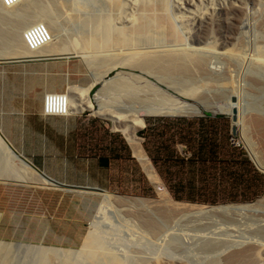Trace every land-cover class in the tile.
<instances>
[{
	"label": "rangeland",
	"instance_id": "rangeland-1",
	"mask_svg": "<svg viewBox=\"0 0 264 264\" xmlns=\"http://www.w3.org/2000/svg\"><path fill=\"white\" fill-rule=\"evenodd\" d=\"M23 1L13 7L30 2V0ZM31 1L34 2V0ZM105 1L92 0L88 11L79 10L76 13L84 17H92L105 12ZM166 1L167 16L175 33L163 42L165 44L159 47V51L173 52L172 50H185L188 47L186 50L197 49L206 59L210 56L207 59L208 69L214 70L212 73L214 78H206V80L203 73L196 72L191 80L193 84H186L197 86L195 95H186L182 92L184 83L182 84L181 80L147 72L140 67L122 65L120 62L107 71L94 75L89 63L72 51L53 54L37 52L33 54V57H58L69 60L73 68L89 70L90 75L81 76L80 79L83 82L94 80L87 87L90 90L94 84L100 82L91 95L89 94L93 111L109 122L114 129L119 128L113 119L100 113L102 105L111 109L115 107L125 109L132 105L146 106L149 101L156 99H165L167 103L163 104L169 106L176 100L175 103H193L201 107V114L190 116L209 113L229 118L236 107H242L246 123L244 128L237 125V133L231 134L239 141V144L234 146L245 150L253 162L264 170L258 163L264 166V88L261 90L258 88L259 85L264 84V58L261 57V55L264 56V0H203L201 5L207 6L208 3L215 7L217 15L214 14L212 20L205 18L199 23L202 24L201 26L193 25V27L190 24L192 22L189 14L191 7L180 4L179 0ZM128 7L131 12L133 6L128 5ZM62 16L59 15V21L64 24L62 32L57 33L59 31L56 32V28L52 27L50 28L52 36L65 37L64 34L70 36L80 28L77 22L69 21ZM126 16L127 14L117 16L119 19L115 17L114 22L125 23ZM41 18H38L40 22ZM187 25L192 27L191 31ZM54 40L59 41V39ZM154 47L151 48L154 49ZM151 48L146 50L159 52L158 47L154 50ZM117 52L106 50L105 53L109 55ZM117 54L120 56L119 53ZM24 57L27 56L0 57V62ZM260 62L263 66H260ZM120 79L130 83L133 91L129 94L112 92L109 89L110 84ZM113 99L117 102H110ZM0 147L9 157L5 165L6 169L0 171V241L6 242L11 247L4 264H41L42 249L48 247L69 250L75 264H101L102 261V264H107L105 261L111 259L110 257H118L122 264H237L239 260L237 258L242 256L245 261L240 259L243 261L241 264H252L253 259L252 257L248 259L249 255H252L255 249L264 248V207L259 211H248L249 213L243 212L215 219H200L173 211L171 213V210L164 206V196L161 191L158 193V190H153L150 195L134 196L64 185L49 176L43 177L39 174L42 172L21 155L33 168L19 161L1 136ZM250 147L256 152L258 161L253 157ZM46 168L53 178L72 179L77 176L79 180H85L86 174L71 173L70 166L64 167L60 160H50ZM106 195L114 198L116 196L142 197L150 202H156L158 206L142 210L117 203L108 205L105 204ZM262 198L264 195L248 204L257 203ZM174 200V203L181 202ZM184 203L180 204L221 205ZM91 234L97 236L96 249L99 252V258L107 256L102 258L103 260L98 259L97 262H92L79 254ZM109 255L111 256L108 257ZM47 264L62 263L59 260H51Z\"/></svg>",
	"mask_w": 264,
	"mask_h": 264
},
{
	"label": "crops",
	"instance_id": "crops-1",
	"mask_svg": "<svg viewBox=\"0 0 264 264\" xmlns=\"http://www.w3.org/2000/svg\"><path fill=\"white\" fill-rule=\"evenodd\" d=\"M90 73L58 57L0 62V134L45 176L134 196L165 188L178 203L248 204L264 195V171L230 143L232 117L146 114L134 142L93 108L44 113L46 93L87 88L94 80L80 77ZM52 159L69 165L71 173L86 174L85 180L51 177L46 164Z\"/></svg>",
	"mask_w": 264,
	"mask_h": 264
},
{
	"label": "bare ground",
	"instance_id": "bare-ground-1",
	"mask_svg": "<svg viewBox=\"0 0 264 264\" xmlns=\"http://www.w3.org/2000/svg\"><path fill=\"white\" fill-rule=\"evenodd\" d=\"M202 2L203 0H179L180 4H184L186 7L192 8L189 11V14L192 17V22L190 23L192 27L193 25H200L199 23L202 22V20H204L205 18L212 20L213 15L216 14L215 7L208 5V3L207 6H202ZM90 3H92V0H34V2L30 0V2L22 6L19 5L16 8H14V6L12 7L14 9H10V7L6 6L2 2V0H0V57L6 58L7 56H33V54H36L37 52L44 54H53L72 51L82 56L86 60V62L89 63L90 69L93 70L94 75L99 74L104 70L107 71L114 64L118 65V62H120L122 65L132 66L135 68L140 67L144 69V71L147 70V72H155L159 73L161 76L163 75L168 78L181 80L182 84L184 83V86L182 87V92L186 95H195L197 93L198 88L196 85H186L187 83L193 84L191 80L194 78L196 72H201V74L203 73V76L205 75V79L214 78L212 75V73H214V70L212 71V69H208L209 66L207 59L210 56L206 59L203 55L199 53V50L197 49V51L191 49L186 50L188 49V47H186L185 50H172L173 52H170L171 50H167L169 51L167 52L165 50L167 48H165L163 50L167 53H163L161 50L159 51V47L165 44L163 42L168 40V38L175 33V29L173 28L167 16L166 0H106L104 4L105 12L98 13L92 17H84L76 13L79 10L88 11L87 9H89ZM176 3L178 4V2ZM128 5L133 6V9L130 7L132 9L131 12L130 10H128ZM126 14L127 19L125 23H119V25L117 24L118 22H114L115 17H121ZM59 15H63L64 18L69 21L71 20L77 22L80 25V28L78 30L76 29L77 31L73 35H70L68 33L70 36H67V34H64L65 37H58V35H55L57 36L56 38L55 36H52V41L38 51L31 49L24 40L25 29L33 24L40 22L38 18L44 16V18H41V22L45 23L49 29L55 27L56 32L59 31L57 33H61L63 28L62 26L64 24L59 21ZM176 15L177 14H175V16ZM89 16H91V14ZM65 19L63 20L65 21ZM102 19L103 23L101 22ZM117 19L119 18L117 17ZM191 26L188 27L187 25V27L190 28V31L192 29ZM195 27L196 26H194V28ZM71 31L72 30H70V32ZM54 39H59V41H55ZM152 46H155L154 49L158 47L159 52H157V50V53L155 51L153 52L152 50L154 49L151 48ZM146 48H151L152 50H150L152 52L146 50ZM106 50L118 51L117 53H119L120 56H118L117 53L108 55L105 53ZM261 57L264 58V56L262 55ZM260 66H263L262 63L260 64ZM178 77H180V79ZM110 85L111 86L109 87V89L114 93L126 92L129 94L133 91L132 85L123 79L114 81ZM258 88L261 90V88H264V84L259 85ZM65 93L67 95V101H69V108H72V110L78 111L86 107L93 108V103L89 99L90 88L73 87L72 92ZM69 94L71 96H69ZM153 99L155 100V98ZM150 100H152V98ZM175 101L176 100L173 101L174 104L166 106L165 104H163L164 102H166L165 99H156L155 101H149V104H147L146 106L138 107L136 105H132L125 109H119V107L111 109L106 105H102L99 111L105 117L112 118L113 121L116 123V126L120 130L124 131L130 140L135 142L138 140L136 136L137 129L144 125L143 115H192L202 113L201 107H198L193 103H175ZM110 102H117V100L113 99ZM133 102L135 101L133 100ZM236 113V125L241 128H244L246 123V117L244 115L245 112L243 111V108L236 107ZM4 142L6 143L5 140ZM6 145L8 146L7 143ZM249 149H251L253 157L258 161V156L256 152L251 147ZM5 154L6 153H4L0 147V171L6 169L5 165L7 161H9V157ZM7 154L9 153L7 152ZM12 154L19 161H22L32 167L27 161L18 158L13 152ZM258 163L264 169V166L260 162ZM160 191L164 196V206L167 209L171 210V213L174 212L182 215H191L199 217L200 219H215L218 217L222 218L227 217V215H236L238 213L243 212L249 213L250 211H259L260 208L264 207V198L260 199L257 203L254 204L250 203L228 204L219 206H190L180 203H174L173 199L165 188L160 189ZM106 203L108 205H116L115 203H117L121 206L135 207L137 209L142 210L152 209V207L158 206L156 202H150L146 198L142 197L130 198L125 196H116L114 198L110 195H106L105 204ZM97 243V236L95 234H91L89 236L88 241H86L83 248L79 251V254H81V256L83 257H86V259H89L92 262H97L98 259L103 260L102 258H106L107 256L99 258V252L96 249L98 246ZM10 248L11 247H9L6 242L0 241V264H4V262L6 261L7 256L10 254ZM70 255L71 254L69 253V250L63 251V249L61 248L48 247L42 249L41 264H47L51 260H59L62 264H75L74 261L71 259ZM110 256L111 255H109L108 257ZM242 257L237 258V260L239 259L237 264H241V262L245 261V258ZM251 257L253 259L252 264H264V248L261 249L260 247L258 249H255L252 255H249L248 259ZM110 258L111 259H107V261H105L107 262V264H122L120 263L121 260L119 261L117 259L118 257ZM240 259L244 260L241 261Z\"/></svg>",
	"mask_w": 264,
	"mask_h": 264
},
{
	"label": "built area",
	"instance_id": "built-area-1",
	"mask_svg": "<svg viewBox=\"0 0 264 264\" xmlns=\"http://www.w3.org/2000/svg\"><path fill=\"white\" fill-rule=\"evenodd\" d=\"M23 0H2L8 7H13ZM24 40L27 45L38 51L52 41V34L48 26L43 22H38L25 29ZM72 108H69V101L65 92H48L44 97V113L48 115L69 114ZM230 141L233 145H238L239 141L235 136H231Z\"/></svg>",
	"mask_w": 264,
	"mask_h": 264
},
{
	"label": "water",
	"instance_id": "water-1",
	"mask_svg": "<svg viewBox=\"0 0 264 264\" xmlns=\"http://www.w3.org/2000/svg\"><path fill=\"white\" fill-rule=\"evenodd\" d=\"M233 100H235V98H233ZM231 117H232V120H233V133L236 134L237 133V125H236V121H237V113H236V110L234 109L233 112L231 113ZM1 135V134H0ZM2 136V135H1ZM5 140V139H4ZM6 141V140H5ZM8 144V142H6ZM9 148L12 150V152L20 159H23L9 144H8ZM24 160V159H23ZM26 161V160H25ZM38 172V171H37ZM41 174L42 176L46 177L44 174L42 173H39Z\"/></svg>",
	"mask_w": 264,
	"mask_h": 264
}]
</instances>
